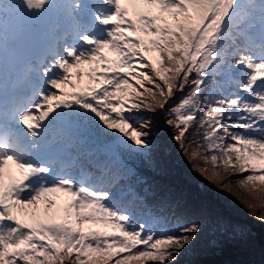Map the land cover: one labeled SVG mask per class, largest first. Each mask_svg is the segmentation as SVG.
<instances>
[{
	"label": "snow or ice",
	"instance_id": "6c2138e0",
	"mask_svg": "<svg viewBox=\"0 0 264 264\" xmlns=\"http://www.w3.org/2000/svg\"><path fill=\"white\" fill-rule=\"evenodd\" d=\"M145 113L264 223V0H0V264H176L201 224L128 210Z\"/></svg>",
	"mask_w": 264,
	"mask_h": 264
},
{
	"label": "rangeland",
	"instance_id": "374dc122",
	"mask_svg": "<svg viewBox=\"0 0 264 264\" xmlns=\"http://www.w3.org/2000/svg\"><path fill=\"white\" fill-rule=\"evenodd\" d=\"M162 125L157 128L160 138L159 142L154 144L157 157L154 159L153 169H169L165 170V173L161 172L163 176L154 172L150 165L148 170H152V174L174 193L180 194L182 205L203 213L200 212V218L197 217L196 220L201 224L200 234L180 253L176 264H264V223L249 214L240 198L217 189L194 171L178 144L171 138L168 139V126ZM173 148L184 163L182 167L187 173L185 177L182 176L181 168L177 169L178 166L167 162L168 153ZM121 155L129 167H135V164L137 166L145 157L123 150ZM73 172L77 175L76 170ZM189 178L190 181L186 182ZM237 191L241 198H248L246 192L239 189ZM170 205L176 210L175 204ZM179 216L188 220L187 216Z\"/></svg>",
	"mask_w": 264,
	"mask_h": 264
},
{
	"label": "trees",
	"instance_id": "16d2710c",
	"mask_svg": "<svg viewBox=\"0 0 264 264\" xmlns=\"http://www.w3.org/2000/svg\"><path fill=\"white\" fill-rule=\"evenodd\" d=\"M144 115H152L153 121H154V129L153 134L151 138V145L152 147L148 150V157H144L141 159L140 162H138L137 166L136 164L134 172L138 176H142L143 182L140 183L141 189H147L148 195L146 196L144 203L147 205V207H143L140 205H133V209L137 214H147L149 210L153 212L155 215L163 218V217H172L173 214L176 216L183 215L188 217V221L197 220V217L200 218V212L194 210V209H188L186 206L182 205V197L179 193H174V191L169 188L166 184L157 178L155 175L152 174V170L158 174H162L161 172L165 173L164 171L169 168H161V169H153L154 168V159L157 157L154 144L159 142L160 134L157 132V128L160 127L162 124L164 125L163 118L161 115H153L151 113H145ZM162 125V126H163ZM171 132V129H170ZM170 132L168 135V139H170ZM188 139H192L191 132L188 134ZM187 142V141H186ZM167 162L169 164H174L178 166L177 169L181 168L182 176H186V172L183 169L184 163L180 159V157L175 152L174 148L168 153L167 156ZM149 165L151 166L152 170H148ZM160 171V172H159ZM191 173L190 171H188ZM163 176V175H161ZM194 174L192 173V177ZM190 181V178L186 180V182ZM185 185L187 183L184 182ZM188 186V185H187ZM185 187V186H184ZM176 205V210L172 208L170 204ZM182 212V213H181ZM203 214V213H202Z\"/></svg>",
	"mask_w": 264,
	"mask_h": 264
}]
</instances>
